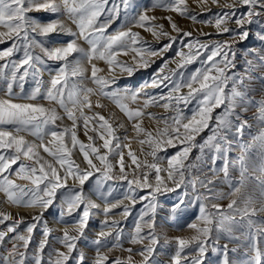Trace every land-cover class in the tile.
<instances>
[{
  "label": "snow or ice",
  "instance_id": "1",
  "mask_svg": "<svg viewBox=\"0 0 264 264\" xmlns=\"http://www.w3.org/2000/svg\"><path fill=\"white\" fill-rule=\"evenodd\" d=\"M211 5L221 11L200 20L187 0H152L149 7H141L137 0H0V29H4L0 31V44L11 41L9 47L0 50V193L5 194L4 203L40 210L28 221L0 210V225L10 221L0 228L3 264H89L79 244L89 238V221L98 214L104 219L91 241L95 256L90 264H109V256L102 252L110 243L108 237L115 241L109 251L118 248L128 253L127 257L114 258L111 264H149L161 241L174 248L170 264H214L209 253L220 258L219 264H232L228 244L221 245V240L238 239L235 232L241 229L250 239L251 256L246 264H264L260 241L264 225L253 219L257 210L252 201L240 197L243 179L227 197L217 191L218 184L229 179V155L236 148L239 155L232 166L239 165L242 178L253 150L259 159V171L264 173V99L256 101L253 94L257 89L252 87L254 73H261L255 79L260 81L258 91L264 94V0H224L223 4L211 0ZM199 6L208 7V0H199ZM157 9L211 26L215 33L195 30L198 35H194L191 30H183L171 15L148 14ZM40 13L54 18L42 20L34 15ZM121 13L123 23L109 32ZM160 19L168 21L171 31L163 24L152 23ZM65 21L75 25V30ZM254 24L260 29L255 33L259 45L238 49L237 44L253 35L250 26ZM133 28L144 29L156 41L166 38L167 43L153 47ZM65 36L70 39L63 40ZM80 41L89 46L87 51ZM169 51L174 56L165 58ZM238 52L242 54L243 74L237 71ZM17 54L20 59H9ZM121 54L130 56V61L118 60ZM155 57L163 63L144 84L138 88L112 87L118 75L132 77L141 69L147 70ZM97 60L108 65L107 76L98 75L103 69L93 63ZM85 61L91 66L90 76L83 66ZM89 81L95 89L86 86ZM29 82L33 86L25 91ZM93 95L109 99L134 121L133 131L147 137L138 142L148 145L146 155L152 162L138 161L127 132L123 137L117 135L123 125L114 128L99 113H94L98 119L85 114V109L104 107L99 101L93 105ZM141 99L143 108L129 107V102ZM149 107L171 113H148L164 125L155 134L137 122L143 120ZM250 107L258 108L255 121L260 131L245 142L246 129L253 127L244 117ZM65 120L71 123L65 124ZM78 128L88 143L78 138ZM205 132L207 137L197 143V137ZM169 148L176 151L169 153ZM195 149L198 155L189 162ZM125 155L130 163H126ZM75 157L81 158L79 163ZM217 161L222 162L219 169ZM14 165H18L15 170ZM208 171L214 175L209 177ZM220 173L224 180L218 179ZM17 179L26 183L19 184ZM89 181L103 207L85 193ZM259 183L264 187V178ZM115 184H121L125 192L123 199L110 202ZM58 194L63 227L55 237L60 247H51L53 229L44 213L56 203ZM171 194L175 199L169 203ZM161 198L166 199L162 202ZM224 198L229 200L226 208L218 203ZM137 204L141 207L128 242L142 247L134 250L120 243L123 228L116 219L110 222V214L127 218ZM121 205L122 210L113 213ZM190 208L198 210L194 222L185 220L192 235L169 237L159 228L158 218L179 222ZM259 211L264 213V206ZM21 224L25 228L18 232ZM38 226L41 239L30 251ZM11 233L15 235L9 236ZM6 242L12 244L10 249ZM190 248L195 256L186 252ZM135 256L141 260L136 261Z\"/></svg>",
  "mask_w": 264,
  "mask_h": 264
},
{
  "label": "rangeland",
  "instance_id": "2",
  "mask_svg": "<svg viewBox=\"0 0 264 264\" xmlns=\"http://www.w3.org/2000/svg\"><path fill=\"white\" fill-rule=\"evenodd\" d=\"M152 0H137V4L140 5L141 7H149L151 4ZM189 8L191 12L195 13L198 15V18L200 20H206L214 13H217L221 11V9L217 8L215 5H211V0H208V7L201 8L199 6V0H187ZM229 3L232 2V0H228ZM220 3L223 4L224 0H220ZM211 9L210 11L208 9ZM242 10V9H241ZM135 11V9L133 10ZM150 16L155 15L157 17H163L167 15L173 16L174 20L176 23L185 31H193L194 35H198V32L195 30H198L199 32H208V33H215V29L211 26H208L206 24H200V23H193L189 19L182 18L178 16L175 13H167L164 11H161L157 9L154 12H149L148 13ZM38 15L42 20H49L54 17L49 16L48 14L45 13H40V14H34ZM103 19V17H101ZM124 20V14L121 13V16L118 20H116L111 27L108 29L109 32H112L114 29H116L120 24L123 23ZM67 22V21H65ZM69 26L75 30V25H72L70 22ZM152 23H158V24H163L165 26V30L171 31L168 21L167 20H157ZM230 27H235V25L230 24ZM4 29H0V31H3ZM133 31L139 32L142 37L145 38V40L148 41V43L153 46V47H160L162 44L167 43L166 38H161L160 41H156L150 33L146 32L144 29L140 28H133ZM250 31L253 34L250 36L249 40L244 41L242 43L237 44V48L241 50H247L249 48L255 47L259 45V41L255 38V33L260 31L258 25H252L250 26ZM172 35H177V33L172 32ZM63 40L67 41L70 39V37H63ZM202 39H204L202 37ZM80 46L85 48V50H88V45L84 41H80ZM11 44V41H7L3 44H0V50H3L7 47H9ZM174 48L177 47L176 45L173 46ZM131 55V54H130ZM241 53L238 52V59H237V71L243 74V59L241 58ZM174 56V52L169 51L168 53H165V58H169ZM20 54L14 55L13 57H10L9 59H20ZM155 62L152 64L150 68L147 70L141 69L138 71L135 75L132 77H128L126 74L124 75H118L117 76V84L113 85L112 87H132V88H138L140 85L144 84L145 81L149 80L152 73L155 71V69L163 63V60L160 57H155L152 58ZM118 60L121 61H130V56H124L121 54L120 57H118ZM0 63H3V61H0ZM97 65L98 68L103 69V71L98 72L99 76H107L108 75V65L104 61H93ZM85 68L88 69V75L90 76L91 74V66L87 63V61L84 62L83 65ZM170 67H174V65H170ZM192 67H196V65H193ZM116 72H119V69H116ZM262 75L261 73L257 72L254 73L253 76V81H252V87L254 89H257V91L253 94V98L256 101H259L261 99H264V94H261L258 89L260 87V81L258 79H255L256 76ZM44 78L47 80L48 75L45 73ZM33 85L29 82L25 85V91L30 90V88ZM87 87H92L96 88V85L91 83L90 81L86 85ZM110 90V89H109ZM150 92H158V89H148ZM2 95V93H0ZM93 105L96 104L97 101H99L100 104L104 105V107H94L92 111H89L88 109H85V114L94 117V113H99L100 115H103L109 122L113 125L114 128L118 127L119 125H123L124 127L119 128L117 131V135L123 137L125 133L127 132V135L129 136V139L131 141L130 147L131 150L137 155L138 161H144L145 159L148 160V162H152V158L150 156H147V152L150 151L149 147L147 144L141 145L139 144L138 140L139 139H147V137L143 134L140 133L137 135L135 131H133V123L134 121H130L127 117V115L121 111V109L114 104L112 101H110L107 98H103L100 96L93 95L90 97ZM129 107L132 109H137V108H143V99H141L138 103H131L129 102ZM158 110H163L162 113H157ZM58 111H60L58 109ZM219 111V110H217ZM157 116H168L171 115V113L166 112L163 108L159 107H149L145 110V116L142 121H137L141 122V126L146 129L147 131H151L155 134L156 129L163 128V123H157V121L153 118H151L148 113H155ZM258 112V108L255 107H250L249 112L244 114L245 119L248 120L250 124L253 125L252 128L246 129L245 134H244V141L245 142H250L252 140V137L258 135L260 128L256 125L255 121V115ZM190 114V113H188ZM61 115H63L61 111ZM94 119H98V117H94ZM59 123V122H58ZM65 124H70V121L65 120ZM92 121H90V124ZM77 134L78 138L81 141H84L85 143H88L87 138L83 135V132L77 129ZM92 134V133H90ZM208 135L207 132L203 133L200 137H197V143L203 142V139L206 138ZM27 139L32 140V137H27ZM102 143V142H101ZM259 142H257L258 144ZM41 154L45 155L42 151L40 150ZM127 151V150H126ZM176 149L174 148H169L168 152L169 153H174ZM163 155V153H161ZM198 155V149L193 150L191 153L190 161L195 159V157ZM239 155V149L236 148L233 152L230 153L229 155V167H230V176L229 179L223 183V184H218L217 186V191L222 193L225 197L229 196L235 189V187H240L241 186V180L243 179L244 186L241 187V193L240 197L244 199H248L252 201L253 207L256 208L257 212L256 215L253 217V219L261 225H264V213H261L259 211V208L261 206H264V187H262L259 183V180L264 178V173H261L259 171V159L258 156L255 154V150H253L252 154L249 156L247 165L245 168V173L243 178L240 175V170H239V165L237 164L234 168L232 166V161L236 159V157ZM48 159H51L50 157H47ZM77 162L79 163L81 158L80 157H75ZM125 161L126 163H130L129 158L127 155H125ZM220 161H217L216 168L219 169L221 167ZM18 167V165L13 166V170H15ZM133 167H135L133 165ZM208 168H211L209 165ZM214 173L211 171H208V176L211 177L213 176ZM219 180H224L223 173L219 174L218 177ZM17 183L19 184H24L26 183L25 181L17 179ZM111 183V182H109ZM69 187H71V181L69 182ZM85 193L89 195L91 199H93L96 203H100L101 207H103V203L101 198L97 193L94 192V185L92 181H89L85 184L84 186ZM107 189V185H105V190ZM125 192V188L121 184H115L114 185V190L112 192V195L108 197V200L110 202H115L118 200L123 199V195ZM6 197L4 193H0V210L11 213L13 217L19 218V217H24L26 221L30 220L31 215L38 213L40 210L39 209H25V208H18L15 206H12L10 204L4 203ZM60 196L58 194L57 196V201L56 203L51 206L45 213V218L48 220L49 227L53 229V234L49 238V243L51 247H60L55 240V237L61 234V230L63 225L59 222V213L61 209L57 207V205L60 203ZM166 198H161L162 202ZM175 199V194H171V199L168 201L169 203ZM229 200L227 198L221 199L218 201L219 204H221L223 207L226 208ZM125 204L128 203V201H124ZM123 205L121 207L113 209V213H119L122 210ZM140 205L137 204L136 208L133 210L132 215L124 218L120 215H112L110 214V222L111 219H116L120 221L121 227L123 228V235L121 237L120 243L123 245L124 248L132 247L134 250L142 247V245H132L128 242V236L129 233H131L134 224L136 222V218L139 215V210H140ZM96 212L97 210H93ZM198 215V210L197 208H190L188 209V212L186 214L185 219H181L179 222L176 220H173L170 217H164V218H158L157 219V224L159 228H162L164 232L169 237H176V236H189L192 235V231L187 229L185 227V220L194 222L196 217ZM68 221H73L72 217L66 218ZM104 219L102 214L95 215L93 218L90 219L89 221V238L87 240H82L79 244V247H81L85 253L86 256L88 257V261L90 264V261L92 258L95 256V246L92 244V238L95 237V235L99 232L100 230V224L101 221ZM236 219H239V217H236ZM7 223H10V221H6L5 225ZM5 225H0V228H3ZM25 228V224H21L20 227L17 229L18 232H22ZM245 230H237L235 232V236L238 237V239H234L232 241H229L228 239H222L221 240V245L227 243L228 247L230 249L229 251V258L232 264H246V261L250 258L251 252H250V239L247 236L243 235V232ZM15 233L9 234V236H14ZM113 236H115V232H113ZM41 239V229L38 226L37 229L33 233V240L32 244L29 247V250L31 251V248L39 242ZM108 241H110L108 247L103 248L102 252L104 254H107L109 256V264H111V261L116 258V257H127L128 253L121 251L118 248H112L111 251L108 249L112 247V244L115 243V241L112 239V237L107 238ZM260 241L262 243V246H264V236L260 237ZM6 247L11 248L12 244L10 242H6ZM194 247V246H193ZM236 248L235 252H232L231 249ZM47 251V249L45 250ZM186 252H188L191 256H195L196 253L193 251L192 248L187 249ZM174 253V248L172 246H164L163 242L161 241V244L157 246L156 248V253L153 255L152 259L149 261V264H152L153 261L156 262V264H170V258ZM209 255L212 257L214 264H219V257L213 256L211 253ZM134 259L136 261H140L141 258L139 256H135ZM0 264H3L2 261H0ZM70 264H74V262H70Z\"/></svg>",
  "mask_w": 264,
  "mask_h": 264
},
{
  "label": "bare ground",
  "instance_id": "3",
  "mask_svg": "<svg viewBox=\"0 0 264 264\" xmlns=\"http://www.w3.org/2000/svg\"><path fill=\"white\" fill-rule=\"evenodd\" d=\"M162 112H163V110H158V112H157V113H162ZM154 114H156V112H155Z\"/></svg>",
  "mask_w": 264,
  "mask_h": 264
}]
</instances>
